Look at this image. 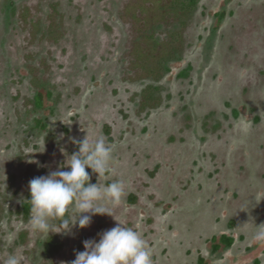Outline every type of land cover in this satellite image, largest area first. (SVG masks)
Listing matches in <instances>:
<instances>
[{"label":"rangeland","instance_id":"374dc122","mask_svg":"<svg viewBox=\"0 0 264 264\" xmlns=\"http://www.w3.org/2000/svg\"><path fill=\"white\" fill-rule=\"evenodd\" d=\"M138 1L0 0V264H71L118 222L153 264H264L253 239L264 227V0H200L156 80L133 50L147 28ZM154 28L164 40L178 25ZM101 136L111 172L86 168L89 183L121 181L123 200L74 234L53 233V221L61 247L48 256L49 236L23 210L28 182Z\"/></svg>","mask_w":264,"mask_h":264},{"label":"clouds","instance_id":"9594fccd","mask_svg":"<svg viewBox=\"0 0 264 264\" xmlns=\"http://www.w3.org/2000/svg\"><path fill=\"white\" fill-rule=\"evenodd\" d=\"M74 143L78 151L65 162L63 167L67 170L61 167L28 182L29 223L31 229L42 236L53 232V221L60 229L53 233L70 235L74 234V228L90 226L95 215L113 217L108 206L115 207L123 200V182L115 181L103 188L97 183H89L90 173L86 168L98 176L111 172L113 149L106 144L105 138L101 136L90 143L85 137ZM97 237L82 242L83 251L75 253L71 264H153L149 247L133 228L118 222L114 227L97 233ZM253 239L264 242V227H257ZM5 264H19V261L10 254Z\"/></svg>","mask_w":264,"mask_h":264},{"label":"trees","instance_id":"16d2710c","mask_svg":"<svg viewBox=\"0 0 264 264\" xmlns=\"http://www.w3.org/2000/svg\"><path fill=\"white\" fill-rule=\"evenodd\" d=\"M199 0H139L137 8L142 13L143 25H147L146 32L134 44V52L136 55L137 65L141 67L143 72L153 80L158 79L164 71L168 70V63L179 57L182 50L183 36L182 26L186 25V21L196 9ZM149 4V5H148ZM173 23L178 25L177 29H172L167 34L164 40H159L155 35L156 26L161 23ZM52 25L47 28L48 33H53ZM148 31V32H147ZM188 66L181 74L186 75ZM157 90L156 86L148 85L144 92L147 91L146 100L154 99L153 91ZM37 104L40 102V97L37 94L35 97ZM30 204H23L24 213L27 215ZM232 237L222 234L219 237V242L225 246H229L232 242ZM212 241H216L213 237ZM61 247V243L53 236H49L43 243L44 252L50 256ZM219 244H214L213 249L216 250Z\"/></svg>","mask_w":264,"mask_h":264},{"label":"flooded vegetation","instance_id":"af4514ba","mask_svg":"<svg viewBox=\"0 0 264 264\" xmlns=\"http://www.w3.org/2000/svg\"><path fill=\"white\" fill-rule=\"evenodd\" d=\"M199 1H200V0H199ZM198 3H199V2H198ZM198 3H197V4H198ZM221 235H222V234H221ZM221 235H220V236H221ZM220 236H219V237H220ZM215 238H216V237H215ZM232 239H233V238H232ZM216 240H217V238H216ZM218 241H219V238H218ZM233 242H234V239L232 240L231 244H230L229 246H226V247H227V248H230V247L233 245ZM220 243H221V242H220ZM223 245H224V244H223ZM224 246H225V245H224ZM217 249H218V248H217ZM217 249H216V250H217ZM58 250H59V249H58ZM58 250H57V251H58ZM57 251H56V252H57ZM52 255H53V254H52ZM50 256H51V255H50Z\"/></svg>","mask_w":264,"mask_h":264}]
</instances>
